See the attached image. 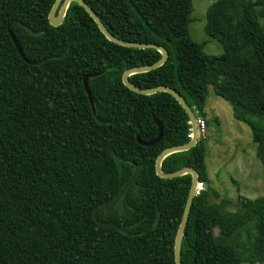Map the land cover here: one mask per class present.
I'll return each instance as SVG.
<instances>
[{
  "label": "trees",
  "instance_id": "1",
  "mask_svg": "<svg viewBox=\"0 0 264 264\" xmlns=\"http://www.w3.org/2000/svg\"><path fill=\"white\" fill-rule=\"evenodd\" d=\"M84 1L114 37L167 50L163 66L129 77L133 85L170 87L206 125L212 86L264 149V0L208 9L205 32L223 45L221 55L190 38L193 0ZM55 2L0 0V264H175L192 176L162 179L155 165L190 142V119L172 95H140L122 81L162 54L110 42L76 3L53 27ZM7 25L39 65L20 57ZM102 71L88 82L99 121L83 79ZM154 118L163 137L143 146L137 138L159 135ZM206 153L199 136L162 163L166 173L194 169L205 186L193 199L181 264H264V197L235 212L230 200H211Z\"/></svg>",
  "mask_w": 264,
  "mask_h": 264
},
{
  "label": "rangeland",
  "instance_id": "2",
  "mask_svg": "<svg viewBox=\"0 0 264 264\" xmlns=\"http://www.w3.org/2000/svg\"><path fill=\"white\" fill-rule=\"evenodd\" d=\"M217 1L193 0L192 22L188 25L190 38L204 44V52L208 55L224 52L223 45L208 36L204 27L208 9ZM206 112L209 117L206 165L211 200H230L227 210L235 212L241 201L264 197V149L254 140L251 128L235 117L234 108L218 97L212 86L209 87ZM246 235L241 233L239 243L247 241Z\"/></svg>",
  "mask_w": 264,
  "mask_h": 264
},
{
  "label": "water",
  "instance_id": "3",
  "mask_svg": "<svg viewBox=\"0 0 264 264\" xmlns=\"http://www.w3.org/2000/svg\"><path fill=\"white\" fill-rule=\"evenodd\" d=\"M71 3H76V4L80 5L81 7H83L85 9V11L93 19L94 23H96V25L98 26V28L102 32V34L110 42H113L117 45L127 47V48L154 49V50L159 51L162 54V58L157 63L152 64V65L135 67V68H132V69L126 71L123 74L122 81L127 88H129L133 92L138 93L140 95L149 96V95H153V94H156L159 92H165V93L172 95L175 98V100L178 101V103L182 106V108L186 111V113L189 116L190 124L192 127L191 128V134L192 135H191L190 142L188 144H185V145L175 146V147H171V148L166 149L158 157V159L156 161V165H155L156 175L162 179H175V178L182 177L183 175L192 176V186H191L190 193H189V196H188V199L186 202L185 210L183 213V218H182V221L180 223V226H179V229H178V232L176 235L175 245H174V249H173L174 255H175V264H181V251L180 250H181V246H182V240H183L185 230H186V226H187V223L189 220V215H190V210H191V207L193 204V199L197 195V186L199 183V177L197 176L198 173L192 168H183V169L178 170L176 172L166 173L162 169V163H163V160L166 157H168L169 155L174 154V153H178V152L188 151V150L192 149L197 144V141L199 139V130H198L196 116L193 113V110L188 106L186 101H184V98L179 93H177L175 90L171 89L170 87L160 86V87L144 90V89L136 87L135 85H133L129 81V77H131L132 75L149 72V71L155 70V69L163 66L168 59V52L164 47L159 46V45H154V44H136V43L126 42V41H123V40H120V39L114 37L106 29L104 24L101 23L102 21L100 20V18L91 9V7H89L86 4V2L84 0H56L55 4H54V6H53V8L49 14V21H48L53 27H59L60 25L63 24L62 22H64L65 16L67 14L68 8H69ZM21 26L23 28L27 29L28 31H30L25 25L21 24ZM7 30H8L10 37L12 38V40L15 44V47H16L20 57L30 65H39L42 61L32 63V62L27 60V58L25 57V54L23 53V51H22L15 35L11 31V28L9 25H7ZM104 72L105 71L97 72V73H93V74H87L83 79L84 88H85L86 93L88 95L87 98H89V101H90V104L92 107V112L99 121H100V119L97 117V114H96L95 103H94V100L92 98V93H91V90L89 88L88 82H89L90 78L98 77L101 74H103ZM207 120H209V117L207 118ZM154 121L159 127V135L155 140H153L151 142H144V141H141L139 138H137V141L143 146L148 147V146L155 145L163 137V126H162V124L155 118H154Z\"/></svg>",
  "mask_w": 264,
  "mask_h": 264
},
{
  "label": "built area",
  "instance_id": "4",
  "mask_svg": "<svg viewBox=\"0 0 264 264\" xmlns=\"http://www.w3.org/2000/svg\"><path fill=\"white\" fill-rule=\"evenodd\" d=\"M197 119V125H198V130H199V136L205 138L206 137V121L201 119V118H196ZM192 135V134H191ZM190 135V137H191ZM202 186V187H201ZM204 184L203 183H198L197 186V195L204 190Z\"/></svg>",
  "mask_w": 264,
  "mask_h": 264
},
{
  "label": "crops",
  "instance_id": "5",
  "mask_svg": "<svg viewBox=\"0 0 264 264\" xmlns=\"http://www.w3.org/2000/svg\"><path fill=\"white\" fill-rule=\"evenodd\" d=\"M205 111H206V109H205ZM213 116H211L210 118H212Z\"/></svg>",
  "mask_w": 264,
  "mask_h": 264
},
{
  "label": "snow or ice",
  "instance_id": "6",
  "mask_svg": "<svg viewBox=\"0 0 264 264\" xmlns=\"http://www.w3.org/2000/svg\"><path fill=\"white\" fill-rule=\"evenodd\" d=\"M202 187V186H201Z\"/></svg>",
  "mask_w": 264,
  "mask_h": 264
}]
</instances>
